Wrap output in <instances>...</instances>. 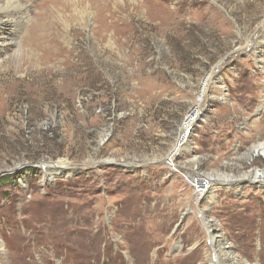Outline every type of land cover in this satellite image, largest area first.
<instances>
[{
  "label": "rangeland",
  "instance_id": "obj_1",
  "mask_svg": "<svg viewBox=\"0 0 264 264\" xmlns=\"http://www.w3.org/2000/svg\"><path fill=\"white\" fill-rule=\"evenodd\" d=\"M47 1L0 53V264H264V0Z\"/></svg>",
  "mask_w": 264,
  "mask_h": 264
},
{
  "label": "bare ground",
  "instance_id": "obj_2",
  "mask_svg": "<svg viewBox=\"0 0 264 264\" xmlns=\"http://www.w3.org/2000/svg\"><path fill=\"white\" fill-rule=\"evenodd\" d=\"M38 1L42 2L43 0H38ZM45 1H47V0H44L42 2V4H44ZM48 1H50V0H48ZM65 2H67V1H65ZM62 3L63 2H61V4ZM57 4H58V2H57ZM28 6H29V4H27L26 0H0V51H1L0 53H3V52L8 53V52H5L7 49L9 50V49H12V47H14L15 45H19L20 42H19V40H17V38L19 37V32H21L25 26H27V27L29 26V29L27 32L28 34L25 38L27 43L30 44V43H32L33 38L34 39L37 38V35L39 33V30H40L42 24L39 26L40 22H39V20H36L33 12L31 11L32 7L30 9H28L27 8ZM41 7H43V6L41 5ZM41 7L36 13H40L42 11ZM62 12H63V10H62ZM8 26H12L13 29L8 30ZM48 33H50V32H48ZM11 34L13 36L10 39L9 36ZM259 42L260 41H258V43ZM37 47H38L37 44H35L34 49H37ZM256 48L257 47H254V50ZM41 50H42V48H41ZM1 56H2V54H0V60L2 58ZM252 150L257 151L259 153L261 152L263 154L264 153V143L256 144L255 146H253ZM250 154H251V152L245 153V155H247V156H249ZM44 165L47 166V164H44ZM48 166H49V170H51V171L52 170L54 171L55 168H57V167H61L62 169L65 168L64 170H68V169H70L72 164H70V162L61 161L60 163H57L54 166H52L51 164H49ZM209 176H210L209 179L216 181L215 179H213V178H215V175H209ZM218 177H219V181L231 183L233 181H236V182L240 181L241 182V180L249 179L250 175L249 174H243L242 176L235 177L234 179H232V176H229V175H222V176H218ZM255 178H257V180H258V178H264V171L258 170L257 173H255ZM211 200L212 199H210L209 202ZM201 212H202L203 217H204L205 225H208L207 228H208L209 232L212 231L211 241L215 245V247L219 248V253L220 254L224 253L226 256H232L233 258L236 259V257L230 251H223V237H222L221 233H217V232L215 233V231H218V230L214 227L213 221L210 218H208L209 207L207 206L206 208L202 209ZM226 247L229 248V246H226ZM219 253H218V255L220 256ZM223 262H224L223 260L222 261L220 260V261H218V264H224ZM236 264H242V263L236 262Z\"/></svg>",
  "mask_w": 264,
  "mask_h": 264
},
{
  "label": "water",
  "instance_id": "obj_3",
  "mask_svg": "<svg viewBox=\"0 0 264 264\" xmlns=\"http://www.w3.org/2000/svg\"><path fill=\"white\" fill-rule=\"evenodd\" d=\"M181 224H182V220L179 222L178 227L176 228V230L181 226Z\"/></svg>",
  "mask_w": 264,
  "mask_h": 264
}]
</instances>
